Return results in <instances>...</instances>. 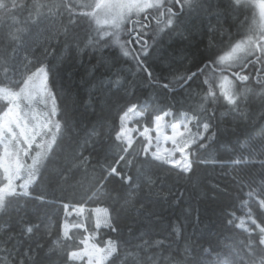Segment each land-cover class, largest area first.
<instances>
[{"label":"trees","instance_id":"1","mask_svg":"<svg viewBox=\"0 0 264 264\" xmlns=\"http://www.w3.org/2000/svg\"><path fill=\"white\" fill-rule=\"evenodd\" d=\"M23 2L30 6L32 0ZM202 6L185 8L174 30L159 32L154 25L144 36L149 51L141 59L151 77L135 60L123 56L112 38L97 37L95 25L87 18L81 17L72 26L67 39L61 35L41 46L43 38H40L41 44L34 43L37 30L26 24L28 13H18L15 27L25 29L23 43L12 51L0 42V63L7 55L9 66L7 78L0 70V81L19 79L26 68L34 70L32 65L37 59L43 60L50 68L49 86L59 110L56 119L62 124L67 120L68 128L53 146L46 170H42L30 188V195L20 198L18 206L8 215L0 214V238L16 237L9 248L15 245L20 250L31 245L36 249L40 244L43 250L37 251L43 264H87L86 257L67 260V250L62 249L63 225L65 220L72 224L91 217L92 209L108 207L120 232L101 228L97 241L129 239L130 230L135 237L148 233L146 239L162 242L163 247L156 250L162 256L169 254L165 251L169 245L173 253L179 251L183 255L187 249L189 259L201 249L210 252V256L201 257L202 264H217L218 258L229 253L247 251L244 243L248 233L235 225L240 218L247 223V208L241 203L248 191L246 185L258 183L264 175V102L254 97L237 112L220 98L205 104V110L200 111L206 91L204 80L212 73L211 66L203 73L198 69L204 68L209 58L223 54L233 40L242 37L253 13L248 7H233L230 0H204ZM61 21L66 23V14L49 13L39 31ZM6 31V25L0 24V38ZM45 47L48 48L46 56ZM247 71L255 75L252 66ZM194 72L197 75L187 83L176 79ZM163 84H169V88ZM5 104L0 101V108ZM133 104L143 112V117L133 123L138 131L145 126L152 128L154 118L164 112H171L173 115L169 118L179 121L181 113L197 111L201 120L210 124L205 135L211 139L204 141V149L193 152V171L180 174L171 165L153 160L151 151L145 156L143 148L147 141L138 136L126 156L131 163L121 162L118 166L122 176L132 177L134 185H139L135 208L122 209L129 186L120 177L108 176V170L122 154L115 147V136L121 131V116ZM83 158L87 159L81 163ZM236 161L248 162L237 164ZM149 180L153 182L151 189ZM98 189L99 198L93 195ZM40 196L44 197L43 201L37 199ZM65 204L69 205L71 215L66 214ZM81 205L85 211L78 217L73 210ZM85 223L90 231L94 228L91 219ZM28 224L39 226L31 239L20 236L21 228ZM72 232L76 233L77 244L88 234L83 229H72ZM57 240L61 242L60 250L56 249ZM67 243L71 245L70 241ZM133 243L139 240L134 239ZM49 249L56 250L57 254L53 255Z\"/></svg>","mask_w":264,"mask_h":264},{"label":"snow or ice","instance_id":"2","mask_svg":"<svg viewBox=\"0 0 264 264\" xmlns=\"http://www.w3.org/2000/svg\"><path fill=\"white\" fill-rule=\"evenodd\" d=\"M231 4L233 7L243 6L253 9L252 21L240 40L231 44L227 51L215 59L209 58L204 68L198 69L203 73L205 68L211 66L212 73L211 77H206L204 80L206 91L201 98L200 111L205 110V104L215 103L220 98L237 112L241 111L242 104H248L254 97L264 102V0H231ZM174 5H180L181 12L185 7L188 9L203 7L200 0H48L47 3L43 0H32L30 6L23 0H0V24L7 27L0 42L6 43L12 51L23 43L22 34L25 29L15 27L17 15L22 11L28 13L29 19L26 24L30 23L32 28L37 30L34 43L41 44L40 38H43L41 46L49 44L61 35L67 39L72 26L84 17L90 24L95 25L97 37L112 38L120 47L122 55L135 60L151 77L152 73L144 67V61L141 59L142 56L148 55L149 47L147 40L144 39L147 35L145 29L149 27L145 21L150 17L155 19L160 32L165 29L174 30L179 22V15L174 11ZM53 12L57 16L66 14V23L61 21L39 31L40 26L48 19V14ZM121 32L127 33V40L121 41ZM92 43L93 40L90 39L89 44ZM47 54L48 48L45 47L44 55ZM28 63L32 64V61ZM249 66H252L254 76L247 71ZM32 67L34 70L26 68L19 79L10 80L8 83L0 81V100L6 101V104L0 108V214L2 215H8L11 210H15L20 198L30 195V188L40 178L42 170H46L53 146L57 145L58 139L63 138V133L68 128L67 120L62 124L61 120L56 119L59 110L56 96L49 86L50 68L40 59H37ZM233 68L238 70L232 71ZM0 70L7 78L9 72L7 55L0 63ZM228 72L231 73L230 76L225 74ZM196 75L197 73L194 72L187 77L179 76L176 79L187 83ZM163 87L167 89L169 84H163ZM41 105H43L42 109ZM136 110L137 105L133 104L121 116V131L115 136L117 142L115 147L122 154L115 161V166H111L108 170V176L120 177L129 186L130 190L123 198L122 209L135 208V196L139 188V185H134L132 177H124L118 171L121 162L125 165L131 163L126 156L129 150L133 149L135 138L131 135L133 130L127 129L125 122L131 119L130 114H135ZM140 115L143 117V112ZM170 115L173 114L164 112L152 121L157 133L155 151H151L152 137L148 135L149 128L144 127V131L140 133L147 141L143 152L147 156L151 151L153 160L160 162L161 165H171L180 174L191 173L194 163L191 159L193 152L204 149L206 147L204 141L211 139V136L205 135L209 132L210 124L203 122L197 111H193L192 114L181 113L179 123L171 124V135L165 137L166 141L171 142L172 148L165 149L162 153L159 148L160 132L164 118ZM177 152L180 154L178 159L175 158ZM86 159H81V163ZM152 183L151 180L148 181L150 189ZM246 186L248 188L244 194L246 198L242 199L241 203L247 208V223L244 218H240V222L235 226L248 233V239L244 243V249L247 251L242 249L235 254L229 253L223 258H218L217 264H264V175L258 183L253 181ZM100 188H103V184ZM93 195L99 198L100 190L98 189ZM37 199L43 201L44 197L40 196ZM140 207L144 206L141 204ZM68 208L69 205L65 204L66 214L71 215L68 213ZM137 211L139 212V209ZM74 212L76 216L82 217L84 206L75 208ZM91 212V217L76 223L70 224L65 220L62 229L64 241L62 249L67 250L68 261L84 260L86 257L87 264H202L201 257L211 255L210 252L201 249L189 259L187 249L182 255L179 251L173 253L169 245L165 249L169 254L162 256L156 251L157 248L163 247L161 241L146 239L148 233L135 237L131 230L129 239L110 238L102 242L97 241L95 238L101 228L106 227L113 233H119L120 229L114 223L112 212L108 207H97ZM232 215L235 216V213ZM88 219L94 222L91 231L85 223ZM228 223L233 224V220H229ZM72 229H83L88 234L79 239L77 244L76 233H73ZM38 231L39 226L28 224L21 228L20 236L31 239ZM13 239L16 237L0 238V258H2L0 264H43L37 251L43 250L42 245L37 244L36 249L29 245L17 250L15 245L12 248L8 247ZM134 239L139 240V243H133ZM69 241L71 245L67 243ZM55 243L56 249L60 250V240ZM78 245L84 247L80 248ZM70 247L77 250H68ZM49 252L53 255L57 254L53 249H49Z\"/></svg>","mask_w":264,"mask_h":264},{"label":"rangeland","instance_id":"3","mask_svg":"<svg viewBox=\"0 0 264 264\" xmlns=\"http://www.w3.org/2000/svg\"><path fill=\"white\" fill-rule=\"evenodd\" d=\"M203 1L204 0H201V4L203 3ZM252 13H253V9H252ZM126 27H131V25H126ZM161 27H162V25H161ZM247 28H248V26L244 28V31L242 32V37L246 34ZM155 30L159 31L158 27ZM145 31L148 32V31H150V29H145ZM242 37L236 38L230 44H234L236 41H238ZM122 38L124 40H126V32H121V34H120L121 41H122ZM228 48L225 51H227ZM236 70H238V69H236V68H233L232 69V71H236ZM225 74L229 75L230 73L228 72V73H225ZM0 101H2V100H0ZM2 102L6 103V101H2ZM48 103H49V107H50L51 106V102L49 101ZM56 104H57V101H56ZM40 108L42 109L43 108V105H41ZM140 113H141L140 111L136 110V113L135 114H130L131 119L129 121H126L125 122L126 128L133 130L131 132V135L135 138V140H136V138L138 136H141L140 133L144 131V130L138 131L137 128L133 126V123L135 122V120L141 118ZM169 117L170 116H167V117L164 118V121L162 123V129H161V132H160L159 148H160V151L162 153L164 152L165 149H171L172 148L171 142L170 141H166V139H165L166 136H170L171 135V127H170V125L173 124V123H179V121L171 120V118H169ZM193 130L195 131V129H193ZM148 135H150L152 137V148H151V151H155L156 150V146H157V139H156L157 133H156V130H155V127L154 126L152 128H149ZM179 156H180V154L177 152L175 154V158L178 159ZM29 163H30V161H29ZM73 213H75L74 210H73Z\"/></svg>","mask_w":264,"mask_h":264},{"label":"flooded vegetation","instance_id":"4","mask_svg":"<svg viewBox=\"0 0 264 264\" xmlns=\"http://www.w3.org/2000/svg\"><path fill=\"white\" fill-rule=\"evenodd\" d=\"M186 8V7H185ZM183 9V11L181 12L180 10V5H174V11H176L179 15V17L184 13V11H186V9ZM145 23L149 24V27L147 29H151L154 27V25H156V21L155 19H152L151 17L149 18L148 21H145ZM240 37V36H239ZM240 40V39H239Z\"/></svg>","mask_w":264,"mask_h":264}]
</instances>
